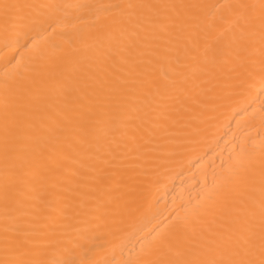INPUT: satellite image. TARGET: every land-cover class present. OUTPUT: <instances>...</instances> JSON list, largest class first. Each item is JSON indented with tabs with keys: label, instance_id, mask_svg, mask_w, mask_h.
Here are the masks:
<instances>
[{
	"label": "bare ground",
	"instance_id": "6f19581e",
	"mask_svg": "<svg viewBox=\"0 0 264 264\" xmlns=\"http://www.w3.org/2000/svg\"><path fill=\"white\" fill-rule=\"evenodd\" d=\"M260 5L0 0V260L17 240L60 264L211 259L250 205L258 258ZM238 161L254 199L176 228Z\"/></svg>",
	"mask_w": 264,
	"mask_h": 264
},
{
	"label": "snow or ice",
	"instance_id": "6c2138e0",
	"mask_svg": "<svg viewBox=\"0 0 264 264\" xmlns=\"http://www.w3.org/2000/svg\"><path fill=\"white\" fill-rule=\"evenodd\" d=\"M5 9L18 7L16 5L4 4ZM132 7V5H128ZM143 7V6H141ZM242 8L255 7L241 5ZM261 18L264 24V0H261ZM264 41V35H262ZM262 72H264V48H262ZM251 163L247 161H238L231 169L228 176L222 181H218L214 186L213 192L217 199H213V194L202 202L198 203L191 210L190 215H185L183 223L177 224L176 228L185 230L193 227L196 224L203 222L212 209L221 203L222 199H239L242 203L252 201L256 191V179L250 175ZM259 257L256 258V238L257 233L253 225V221L257 215V210L254 205H250L245 209V227L240 230V234L234 241H229L226 245L220 248L216 255L211 259H177L167 261L166 264H264V167L261 168L259 175ZM239 217H233L228 225H224L226 230L231 229L235 225ZM32 242L28 240H17L15 248L17 250L16 258H8L0 260V264H60L58 261H44L29 258L32 255ZM7 248V240H6Z\"/></svg>",
	"mask_w": 264,
	"mask_h": 264
}]
</instances>
